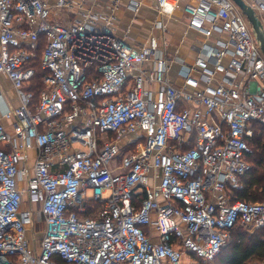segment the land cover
Listing matches in <instances>:
<instances>
[{
    "label": "built area",
    "instance_id": "built-area-1",
    "mask_svg": "<svg viewBox=\"0 0 264 264\" xmlns=\"http://www.w3.org/2000/svg\"><path fill=\"white\" fill-rule=\"evenodd\" d=\"M181 1L156 0L150 32L162 37L134 48L113 34L112 17L63 25L44 0H0V75L18 100L0 89V264H213L234 232L264 229V201L235 196L264 128V56L231 0H191L183 16L206 40L175 85L163 47ZM248 4L264 26V0ZM213 34L224 39L211 43ZM92 201L102 205L90 216ZM36 223L31 248L26 226Z\"/></svg>",
    "mask_w": 264,
    "mask_h": 264
},
{
    "label": "crops",
    "instance_id": "crops-1",
    "mask_svg": "<svg viewBox=\"0 0 264 264\" xmlns=\"http://www.w3.org/2000/svg\"><path fill=\"white\" fill-rule=\"evenodd\" d=\"M52 9V20L63 25H68L74 21L83 19V14L91 13L92 15L111 18L110 29L117 38L122 39L130 47H139L148 45L152 34L156 37H162V31L154 29L150 32L152 26L160 21L156 9V0H64L69 3H83V9L60 7L59 0H44ZM191 0H182L180 10L173 19L165 21L166 46L163 47L165 55L174 59L168 78L175 85L180 83L179 72L181 64H191L197 56L199 41L206 38L189 29L186 19L183 16V9L191 3ZM137 5V11L134 8ZM101 24H106V20L101 18ZM211 43L222 38L221 35L213 34ZM151 65H148L150 68ZM0 89L4 97L11 106H18V100L11 82L4 76L0 75ZM9 124L8 122H5ZM41 224V223H40Z\"/></svg>",
    "mask_w": 264,
    "mask_h": 264
},
{
    "label": "trees",
    "instance_id": "trees-1",
    "mask_svg": "<svg viewBox=\"0 0 264 264\" xmlns=\"http://www.w3.org/2000/svg\"><path fill=\"white\" fill-rule=\"evenodd\" d=\"M43 47L44 40L42 39L38 59L34 65L36 77L31 88L36 95L35 101H38L39 90L44 88L42 79L46 75L41 69L40 61ZM250 145L254 148V154L251 157L254 169L244 177V188L236 191L235 196L237 200L256 203L264 201V128L256 129V134ZM92 205H95V209L91 208ZM101 205V203L92 201L87 214L93 216V211L100 209ZM233 236V241L228 245L230 247L227 249L226 255H223L218 260L220 264H251L252 262L264 261V229L257 230L252 235L245 231L237 230ZM226 248L224 251H226Z\"/></svg>",
    "mask_w": 264,
    "mask_h": 264
},
{
    "label": "rangeland",
    "instance_id": "rangeland-1",
    "mask_svg": "<svg viewBox=\"0 0 264 264\" xmlns=\"http://www.w3.org/2000/svg\"><path fill=\"white\" fill-rule=\"evenodd\" d=\"M245 1L248 3V0H245ZM37 70H38V68H37ZM261 133H262V131H261ZM135 139H136V135L135 136L126 137L124 139V141L122 143H120V145L123 144V143L132 142ZM128 152H129L128 147H125V148L121 149L120 152L118 153V155L116 156V158L114 159V161L111 163L110 168L112 169L115 165L120 164V162L123 160L124 156ZM28 154H29V167L32 168L33 165H34V162H35V153L33 151H29ZM89 195H91V194L89 193ZM34 229H35V231H33ZM42 230H43V226L40 223H36V224H32V225L28 224L26 226V236H27V239L30 241V247L31 248H33V247L39 248L40 239L42 237ZM254 233H255V231L253 233H249V234L252 235ZM229 247L230 246H228L226 248V251H224V253H222V256L226 255L227 249H229ZM182 264H204V263L201 262V261H198V260H196L194 258L192 259L189 256V257L183 259V263ZM213 264H220V263H219V261H217V262H215ZM251 264H256V262H252Z\"/></svg>",
    "mask_w": 264,
    "mask_h": 264
},
{
    "label": "water",
    "instance_id": "water-1",
    "mask_svg": "<svg viewBox=\"0 0 264 264\" xmlns=\"http://www.w3.org/2000/svg\"><path fill=\"white\" fill-rule=\"evenodd\" d=\"M246 18L254 38L264 56V26L256 11L245 0H231Z\"/></svg>",
    "mask_w": 264,
    "mask_h": 264
}]
</instances>
